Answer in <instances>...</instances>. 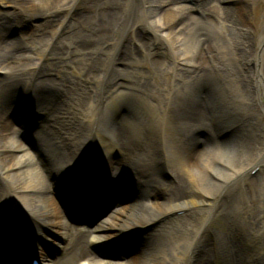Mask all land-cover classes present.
<instances>
[{
    "label": "bare ground",
    "instance_id": "bare-ground-1",
    "mask_svg": "<svg viewBox=\"0 0 264 264\" xmlns=\"http://www.w3.org/2000/svg\"><path fill=\"white\" fill-rule=\"evenodd\" d=\"M17 1L21 15L44 8L76 28L67 46L37 48L8 36L17 17L0 11L2 263L32 254L41 264H264V29L254 40L262 0H192L203 18L185 0ZM200 22L218 28L215 37L193 33ZM149 23L150 46L137 30ZM50 59L69 72L52 77ZM30 115L43 168L11 154L12 121ZM79 193L87 222L111 202L106 219L77 225ZM149 227L127 262L97 248ZM48 229L68 237L53 260L42 240L59 237Z\"/></svg>",
    "mask_w": 264,
    "mask_h": 264
},
{
    "label": "rangeland",
    "instance_id": "rangeland-1",
    "mask_svg": "<svg viewBox=\"0 0 264 264\" xmlns=\"http://www.w3.org/2000/svg\"><path fill=\"white\" fill-rule=\"evenodd\" d=\"M1 2V1H0ZM18 1L17 0H3V2L0 3V11L3 13H9V14H13L14 16L17 17V20L13 21V27H12V31L8 34V36L13 37V39L19 40L20 42L23 44H33L35 45V47L39 48L40 46H44L47 43L48 44H52L54 49L57 50V48L62 47V46H67L68 45V41H70L69 39V35L71 34V31H74L76 26H74L73 22V17H67V19L63 22V24L57 23V22H51L50 21V16L49 15H42L40 13L43 12V10L38 11V12H28V14L25 15H21L20 14V9L18 6H16V3ZM253 0H244L243 4H250L252 3ZM188 4L189 7H191L189 9V14L191 16H197V17H201L203 18L201 12L199 11L198 8H194V2L192 0H185V2ZM221 5H225V6H230V7H234L240 4H237V2L235 1H224V3L222 2ZM79 12V5H77L75 8L72 9V13H74L75 15H77ZM254 12H256V21L259 24V27L257 29V35L255 36V42L257 41L260 32L264 29V0H262L261 4L257 3L254 9ZM256 23H253L252 21H250L249 23V28L251 29H255ZM218 28H214L211 26H208L207 24L204 25L201 22L200 23H196L195 28L192 30L193 33H199L201 31H208V33L210 34H214L216 33ZM137 30L141 33V35L143 36L142 39H144L145 43L148 44L150 46V39L151 36H153V29L150 26L149 23V28L147 27V29H143V28H137ZM191 32V33H192ZM158 33V32H157ZM159 34V33H158ZM189 36H192L189 35ZM215 37V34L214 36ZM34 42V43H33ZM207 42V41H206ZM168 44V43H167ZM167 44L165 43V45L167 46ZM152 49H157V47H161L158 42H154L152 45ZM160 49V48H159ZM161 49H164L163 47H161ZM151 50V49H150ZM153 50V51H154ZM155 52H157L155 50ZM158 53V52H157ZM262 56L261 59L264 62V51L262 52ZM210 54H212V52H210ZM50 64H48L47 68H50L49 72L51 74L52 77H54L55 79L59 80L60 77L63 78V75H65L67 72V67L66 69H61L59 66V64L55 63L54 60L50 59ZM52 63V64H51ZM216 65H219L220 67H224V65L218 63V60L215 61ZM78 64V63H77ZM4 73V70L1 69L0 70V76ZM67 77L70 79H74L75 75L73 72H70L69 75H67ZM34 122V116L30 115L29 117L25 116L24 118H22L21 116H17L13 121L12 124H15V139L16 140V148L15 150L11 151V154H23L28 157V160H30V163H33V166L37 165L40 168H43V165L40 162L41 156L39 157V150H38V143H37V139L33 138V136L36 134L33 131V125L35 123ZM20 126H25L26 128H29L30 130H27L28 133L22 134V133H17L19 131ZM34 134H33V133ZM18 144H19V148H18ZM21 146V147H20ZM70 149H67V151ZM65 151V150H64ZM32 153V154H31ZM44 171V170H43ZM253 171V170H252ZM45 173H47L46 171H44ZM254 174H251V176ZM160 176L161 178L164 180L166 179V181L168 179L171 178L170 176V172L167 168H164V170L160 171ZM135 187V186H134ZM125 191V190H124ZM123 190H121V194L125 195L126 193ZM48 195L50 196V198L54 199L53 200V204L56 207V203L61 204V211L63 212V218L64 220H69L70 217V213L66 214L64 208L62 205H64V201H62V194L53 191L52 189H49L48 191ZM93 194L96 195V197H99L102 195L101 191L98 194V190L96 191H92ZM130 193V192H129ZM132 195V194H130ZM92 195H90L91 197ZM86 198L87 202L89 201V203L92 204V202L94 201H99V199H94V197H91V199ZM123 198V196H120ZM127 200L123 203L126 204V202L129 201L128 198H126ZM228 199V198H227ZM78 204L77 207L73 208V210L75 211V215H79L77 216L78 220L77 225H80L81 227H83L84 229H88V227H93L96 226L98 223H100L101 221H103L104 219H106L107 214L109 213V210L112 209V205L111 202L109 203V201H104L106 202V204L104 203V205H99L97 204L94 208L97 209L99 207L104 208V210L102 212H100V210L98 211H94V221H89L86 219L88 213L86 212H81L79 209L81 208L82 205H80V202H82L81 200V193L78 194ZM123 202V201H121ZM58 206V205H57ZM107 208V209H106ZM109 209V210H108ZM60 210V208H59ZM73 212V211H72ZM183 213L181 211H176L174 214H170V216H172V218L175 219L176 216H180ZM168 217L165 219V221H168L171 217ZM61 217V216H60ZM82 218V219H81ZM90 219V218H89ZM70 221V220H69ZM170 223V222H169ZM175 223V222H174ZM166 224V222L164 223ZM150 229H145V232H139V233H135V234H131L125 237H118L117 239L113 240L112 242L108 243V244H100L97 248H99V250L101 249L102 251L105 250V252L107 254H113L114 256L120 257L119 260L122 262H127L129 261V259H131V257H136V255H138V251L140 250V247L142 244L148 242V236L151 232H154L157 227H149ZM50 231V233L54 234V236L59 237V242L58 241H52V239L46 240L45 238L42 240L43 241V248L45 247L46 250L48 252V254L51 256L48 259H52L55 257H58L59 254L61 253V251L59 250V247L62 244H66V242H68V237L62 236V234L60 233V231L55 232V231H51V230H45ZM150 240V239H149ZM58 242V243H57ZM60 245V246H59ZM147 246V244L145 245ZM142 248V247H141ZM98 259L100 258H104V256L102 254H99V256H96ZM105 259V258H104ZM118 260V261H119ZM90 259H84L81 264H89Z\"/></svg>",
    "mask_w": 264,
    "mask_h": 264
}]
</instances>
